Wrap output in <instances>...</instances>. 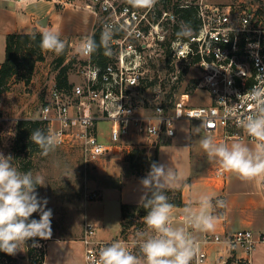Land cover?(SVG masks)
<instances>
[{
    "label": "built area",
    "instance_id": "1",
    "mask_svg": "<svg viewBox=\"0 0 264 264\" xmlns=\"http://www.w3.org/2000/svg\"><path fill=\"white\" fill-rule=\"evenodd\" d=\"M78 5L96 14L93 31L104 32L107 28L111 38L106 47L97 48L90 55H82L76 49L68 82L59 85L55 78L39 113L27 116L42 119L46 134H59L61 142L57 147L77 152L86 166L96 165L107 155L122 157L132 144L154 147L163 138L173 137L178 120L184 118L199 120L204 130L218 135L220 140L254 144L239 121L253 110L243 94L255 86L264 87L261 6L201 0L195 5L191 23L178 22L176 7L192 4H177L176 0H158L152 9L134 8L127 0H84ZM178 23L190 25V38L174 34ZM93 31L79 41L93 39ZM161 56L166 61L164 75L158 66ZM192 67L197 71L195 88L202 93L195 94L191 84L178 87ZM146 89L149 98L145 97ZM240 95L243 96L238 98ZM1 103L0 97V107ZM106 121L110 126L107 138H103L101 124ZM227 174L220 166L213 173L220 180H225ZM260 186L264 192V183ZM88 195L94 199L99 192L92 190ZM143 217L138 216L112 238L98 236L96 224L86 220L81 234L86 264H94L99 250L115 241L126 243L133 254L142 255L132 241L143 232L140 227L144 225L137 224ZM176 217L184 221V213L174 215V220ZM144 233L153 234L148 229ZM36 241V247H42L47 239ZM195 241L199 252L192 264H207L209 243H220L227 250V257L221 252L216 264L229 262L231 256L251 263L254 251L264 247V231L242 227L204 232Z\"/></svg>",
    "mask_w": 264,
    "mask_h": 264
},
{
    "label": "clouds",
    "instance_id": "2",
    "mask_svg": "<svg viewBox=\"0 0 264 264\" xmlns=\"http://www.w3.org/2000/svg\"><path fill=\"white\" fill-rule=\"evenodd\" d=\"M158 0H127L134 8L152 9ZM190 25L182 23L177 32L178 38H190ZM111 32L106 28L101 34V46L107 45ZM258 46V45H257ZM40 47L56 55L63 53L66 42L60 38L58 30H44L41 33ZM99 46L91 37L82 40L77 51L82 55L94 53ZM252 111L239 121L240 127L252 138L249 146L240 141L216 143L210 135L203 136L199 143L209 159H215L221 169L233 173L241 180L264 183V87L255 86L247 93ZM243 95L238 96L241 97ZM199 127H204L201 124ZM30 139L47 156L59 145L58 133L45 134L40 129L31 132ZM11 155L0 152V252L15 255L24 251L29 240L37 246L36 238L46 240L52 234V210L48 209L47 199H41L37 186H45V177L31 171L22 172L12 163ZM183 177L174 169L153 162L146 177L141 180L144 193L141 206L147 214L143 222L151 235L137 233L132 246H138L142 255L133 254L129 246L115 241L99 250L94 264H192L199 252L197 242L187 228L200 232L215 230L218 217L213 215L215 208H225L226 202L215 199L214 194H198L197 207L190 202L183 209L184 224L174 222V205L168 202L164 191L171 187H180ZM215 199V204L213 200ZM34 213L39 219L31 218Z\"/></svg>",
    "mask_w": 264,
    "mask_h": 264
},
{
    "label": "rangeland",
    "instance_id": "3",
    "mask_svg": "<svg viewBox=\"0 0 264 264\" xmlns=\"http://www.w3.org/2000/svg\"><path fill=\"white\" fill-rule=\"evenodd\" d=\"M64 1L75 4H82L84 2V0ZM200 1L201 0H176V3H191L192 6L195 7V5ZM205 1L243 2L244 4L259 5L264 9V0ZM93 18L95 21L96 15L92 10L80 7L77 11L70 15L68 23L73 26L78 23H90ZM182 20L183 19L179 16L178 22H181ZM91 31H93V29ZM90 33L91 32H89V30H85L84 32H81V35H91ZM60 38L66 42L64 63L73 62L72 60L75 59L77 54L76 49L80 44L79 37L60 35ZM71 41L73 43H71ZM41 52L42 56L39 53L34 55V57L36 56V58L33 59L34 68L29 78L24 73L28 71V69L25 63H23L18 73L9 79L8 88L3 91L5 93H0L2 100L0 107V152L6 156L11 155L13 157V165L20 171H31L33 175L40 174L45 177L46 185L37 186L36 191L39 198L47 199L48 203L46 207L51 209L53 213L51 221V237L78 235L86 220L84 219L85 204L90 207V210L94 211V214H97L98 209H100L97 202H89L92 198H90L88 194L92 190H96L92 189L94 187V179L100 178V174L103 170L109 168L110 163L106 162L104 158L96 165L93 164L86 166L84 162L78 158L79 154L77 152L61 147H56L55 150L50 152L47 156L41 155V150H30V152L22 151L18 153L19 150L14 148L17 134V120L21 117L33 116L39 113L48 87L57 77L58 70L60 69V67L56 66V58L59 55L43 49ZM177 63L178 65L181 64L179 61ZM165 64V58L161 56L158 61V66L162 75L166 72ZM196 74L197 71L193 67L187 70L178 87L181 89L191 84L195 94L202 93V90L195 88L194 85V78ZM71 77L76 78L74 75H71ZM145 97H151L148 89L145 90ZM203 98L204 97L201 99ZM200 125L201 123L197 119H179L177 122L176 135L166 139V141H159L156 147H147L146 152L148 154V166L154 162L155 157L157 156L158 164H163L166 167L174 169L181 177H183L181 185L186 182L193 184L195 177L200 173L206 174L207 176L213 175L214 170L219 163L215 159L208 158L207 154L200 147V139L205 135H210L218 144H231L237 140H220L218 135L207 132L203 129V127H199ZM109 126V121L101 124V128L105 131V135L102 136L103 138H107V130ZM240 142L249 146L253 145L249 141ZM153 148L155 149L153 150ZM106 157H108V155ZM119 157L118 164L124 172L127 162L124 158H122L123 156ZM25 166H28L29 169H26ZM229 176L230 174L228 173L225 179ZM226 183L227 181L223 183L224 185H222V182H220V193L215 196V199L225 201L224 188ZM193 186L199 187V184H194ZM171 188L182 190L181 186ZM219 210L220 208L216 211ZM31 218L39 219V214L34 213ZM176 221L177 219L174 220V222ZM137 224L140 226L144 225V227H146L143 222V218L138 219ZM144 227L140 228H142L143 232H146L147 227ZM45 244L46 242L44 241L42 247H36L32 255L29 254L26 244V249H24V251H18L14 255V259L12 261L3 260L0 264H31V260H33V258L44 255ZM212 245L213 243L207 244L208 247H212ZM35 251L38 252L37 255ZM35 264L40 263L37 262ZM252 264H264L263 246L254 251Z\"/></svg>",
    "mask_w": 264,
    "mask_h": 264
},
{
    "label": "crops",
    "instance_id": "4",
    "mask_svg": "<svg viewBox=\"0 0 264 264\" xmlns=\"http://www.w3.org/2000/svg\"><path fill=\"white\" fill-rule=\"evenodd\" d=\"M78 7L84 6L64 0H0V64L6 56L7 35L10 32H28L34 29L58 30L60 35L79 38L85 36L81 35V32L85 30L92 33L96 18L95 21L93 18L90 23H78L74 26L68 23L70 15L77 11ZM162 140L166 141L165 138ZM108 157L104 158L106 162L110 163L109 168L103 170L100 178L93 181L92 189H96L99 195L89 201L97 202L100 209L97 214H94L87 204L84 207V219L94 222L97 226L98 236L104 238H112L120 234L122 231V203L141 202L144 189L140 182L146 177L125 176L118 164L120 157L114 155H108ZM229 174L227 179L220 180L216 179L214 175L207 176L200 173L195 177L193 184L187 182L182 184L184 203L174 205L173 215L184 213L183 209L190 202L193 207H197L195 198L198 194H214L215 197L220 193V182L224 185L223 183L227 181L224 188L226 207L216 211L217 207L213 211V215L218 217L214 231L227 232L242 227L264 231V192L260 184L255 181L241 180L233 173ZM194 184H199V187L193 186ZM213 203L215 204V200ZM176 219L177 226H185L183 220L179 217ZM82 231L83 226L78 235L47 239L44 246V264H86V262L84 263L85 245L81 240ZM188 232L194 240L201 238L204 234V232L194 229ZM208 250L207 264H216L221 252L224 254V258L228 255L227 250L220 243H213L212 247H208ZM237 253L240 254V252ZM253 257L254 253L252 259ZM224 264H252V262L239 261L236 256H231L229 262Z\"/></svg>",
    "mask_w": 264,
    "mask_h": 264
},
{
    "label": "trees",
    "instance_id": "5",
    "mask_svg": "<svg viewBox=\"0 0 264 264\" xmlns=\"http://www.w3.org/2000/svg\"><path fill=\"white\" fill-rule=\"evenodd\" d=\"M176 10L179 13V16L183 19L182 21L191 22L194 20V14L196 12V7H180L177 5ZM180 24L176 25L174 34L177 35V32L180 30ZM43 31L34 29L28 32H10L7 35L6 42V56L5 59L0 64V93L5 91L8 88L9 79L18 73L20 67L23 63L27 66L28 71L24 72L28 78L34 68L35 54H40L42 56V48L40 47L41 42V33ZM101 34L100 30L93 31V39L95 43L101 49ZM65 49L62 54L56 58V66L60 67L57 73V82L66 83L68 82L69 75V63H64L65 59ZM32 59V60H31ZM40 129L46 134V124L42 119L31 118V117H21L17 120V134L15 139L14 148L19 150L18 153L22 151L30 152V150L40 151L39 147L33 143L30 139L31 132ZM155 148H153L154 150ZM147 146L132 144L128 150H125L123 157L126 160L125 171L123 172L125 176H131L133 174L137 176H147L150 170V166L147 163ZM154 162L157 163V156L155 157ZM26 165V164H25ZM27 169L28 166H25ZM29 169V168H28ZM164 194L168 197V202L175 204H183V196L181 189L168 188L164 191ZM146 210L139 203H122V230L126 229L129 225L135 222L138 216L146 215ZM33 241L29 240L27 242V247L29 254L34 253ZM36 255L38 252H36ZM14 255H8L6 253L0 252V262L3 260L12 261ZM39 262L44 264L43 255L40 257L33 258L31 264Z\"/></svg>",
    "mask_w": 264,
    "mask_h": 264
}]
</instances>
